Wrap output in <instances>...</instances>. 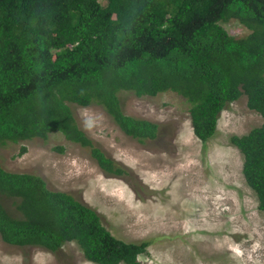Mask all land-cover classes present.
I'll list each match as a JSON object with an SVG mask.
<instances>
[{"label": "trees", "instance_id": "obj_1", "mask_svg": "<svg viewBox=\"0 0 264 264\" xmlns=\"http://www.w3.org/2000/svg\"><path fill=\"white\" fill-rule=\"evenodd\" d=\"M231 20L247 34L231 36L223 27ZM120 92L180 96L203 144L216 135L221 112L245 96L263 123L230 142L264 214V0H0V145L59 132L88 147L103 172L125 174L78 127L69 105L101 106L141 144L157 138L158 124L123 113ZM0 237L50 252L74 242L93 264H140L149 246L117 239L71 194L1 165Z\"/></svg>", "mask_w": 264, "mask_h": 264}, {"label": "rangeland", "instance_id": "obj_2", "mask_svg": "<svg viewBox=\"0 0 264 264\" xmlns=\"http://www.w3.org/2000/svg\"><path fill=\"white\" fill-rule=\"evenodd\" d=\"M223 27L234 37L247 34L234 20ZM119 99L124 114L158 124V137L141 144L101 106L69 105L78 127L125 174L103 172L88 147L59 132L47 140L0 145L1 167L38 175L50 190L71 194L97 212L117 239L149 241L140 264H264V214L244 181L243 155L230 142L263 123L246 97L221 112L216 135L204 144L193 135L189 106L180 96L120 92ZM21 147L26 152L19 156ZM4 205L18 216L13 204ZM0 264L93 263L74 242L50 252L9 245L0 237Z\"/></svg>", "mask_w": 264, "mask_h": 264}, {"label": "clouds", "instance_id": "obj_3", "mask_svg": "<svg viewBox=\"0 0 264 264\" xmlns=\"http://www.w3.org/2000/svg\"><path fill=\"white\" fill-rule=\"evenodd\" d=\"M228 23V22H227ZM191 127H192V125H191ZM192 133H193V129H192ZM194 135V134H193ZM88 262V261H87Z\"/></svg>", "mask_w": 264, "mask_h": 264}]
</instances>
